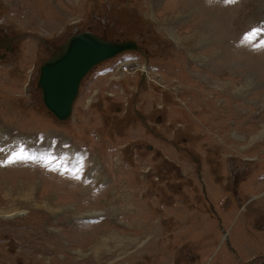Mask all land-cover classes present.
Instances as JSON below:
<instances>
[{"label": "rangeland", "instance_id": "rangeland-1", "mask_svg": "<svg viewBox=\"0 0 264 264\" xmlns=\"http://www.w3.org/2000/svg\"><path fill=\"white\" fill-rule=\"evenodd\" d=\"M76 31L139 47L59 120ZM0 39V264H264V0H0Z\"/></svg>", "mask_w": 264, "mask_h": 264}, {"label": "water", "instance_id": "water-1", "mask_svg": "<svg viewBox=\"0 0 264 264\" xmlns=\"http://www.w3.org/2000/svg\"><path fill=\"white\" fill-rule=\"evenodd\" d=\"M138 47L130 39H107L92 31L74 33L41 64L38 87L44 103L59 120L69 119L88 73L100 63Z\"/></svg>", "mask_w": 264, "mask_h": 264}, {"label": "crops", "instance_id": "crops-1", "mask_svg": "<svg viewBox=\"0 0 264 264\" xmlns=\"http://www.w3.org/2000/svg\"><path fill=\"white\" fill-rule=\"evenodd\" d=\"M102 168V167H101ZM103 169H101V173L98 175L100 178H103L105 175L103 174L102 172ZM151 244H154V243H151ZM151 246V245H150ZM172 261V260H171ZM190 262L194 263V264H198L200 262V260L198 259H193V260H190Z\"/></svg>", "mask_w": 264, "mask_h": 264}, {"label": "snow or ice", "instance_id": "snow-or-ice-1", "mask_svg": "<svg viewBox=\"0 0 264 264\" xmlns=\"http://www.w3.org/2000/svg\"><path fill=\"white\" fill-rule=\"evenodd\" d=\"M226 2L232 3V2H235V0H226ZM252 31H253V33H255L257 30L253 29ZM250 35H251V33L250 34H246V38H248V36H250ZM17 158H19V157H17Z\"/></svg>", "mask_w": 264, "mask_h": 264}, {"label": "bare ground", "instance_id": "bare-ground-1", "mask_svg": "<svg viewBox=\"0 0 264 264\" xmlns=\"http://www.w3.org/2000/svg\"><path fill=\"white\" fill-rule=\"evenodd\" d=\"M200 7V6H199ZM28 190H24V192L26 193ZM30 191V190H29ZM28 197V196H27ZM96 243V242H95ZM102 242L99 240L98 244L96 245H99V250L101 251L102 249L100 248ZM96 247V246H95ZM98 252V251H97Z\"/></svg>", "mask_w": 264, "mask_h": 264}]
</instances>
